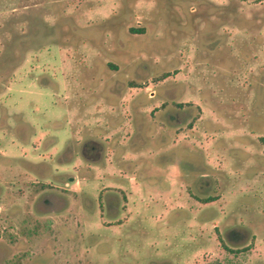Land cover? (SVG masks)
<instances>
[{"label":"rangeland","instance_id":"obj_1","mask_svg":"<svg viewBox=\"0 0 264 264\" xmlns=\"http://www.w3.org/2000/svg\"><path fill=\"white\" fill-rule=\"evenodd\" d=\"M261 136L264 0H0V264H264Z\"/></svg>","mask_w":264,"mask_h":264},{"label":"flooded vegetation","instance_id":"obj_2","mask_svg":"<svg viewBox=\"0 0 264 264\" xmlns=\"http://www.w3.org/2000/svg\"><path fill=\"white\" fill-rule=\"evenodd\" d=\"M132 83V82H131ZM131 86H137L136 84H131ZM179 109V108H178ZM178 109H176V110H178ZM97 145H95V146H97L96 148H94L95 146L94 145H92V146H90L89 148H87L86 149V152L89 154L90 152H92V151H100L101 150V148H99V146H98V144L100 145V143H99V141L98 142H96V141H94ZM84 143L82 142L80 145H79V152H80V155L81 156H84ZM178 159V160H177ZM177 159L175 160V165L177 166V168L178 169H180L179 167L180 166H182V164H181V161L179 160V157L177 156ZM180 162V163H179ZM193 168V167H192ZM188 171V170H187ZM186 171V172H187ZM206 174H204V176H205ZM67 176V179L68 180H73V178H74V176L72 175V174H67L66 175ZM108 199H106V206H105V209H107V210H115V209H117V205H116V201H117V194L115 195V194H108L107 196H106ZM216 197L214 196V195H212V194H207V195H205L204 197H198V199L200 200V201H202V202H208V201H211V200H214ZM164 263H166L165 261H161V264H164ZM151 264H156L155 262H154V260H151Z\"/></svg>","mask_w":264,"mask_h":264},{"label":"trees","instance_id":"obj_3","mask_svg":"<svg viewBox=\"0 0 264 264\" xmlns=\"http://www.w3.org/2000/svg\"><path fill=\"white\" fill-rule=\"evenodd\" d=\"M133 31H141V28H131ZM260 139L264 143V136H261Z\"/></svg>","mask_w":264,"mask_h":264}]
</instances>
